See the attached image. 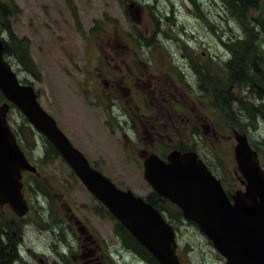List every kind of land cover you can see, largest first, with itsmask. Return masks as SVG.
Here are the masks:
<instances>
[{"label":"rangeland","instance_id":"rangeland-1","mask_svg":"<svg viewBox=\"0 0 264 264\" xmlns=\"http://www.w3.org/2000/svg\"><path fill=\"white\" fill-rule=\"evenodd\" d=\"M228 1L0 0V38L11 50L7 58L21 81L35 87L43 107L94 167L122 189L154 198L177 233L183 264L227 263L197 223L169 199L159 198L144 177L141 153L166 158L173 150L195 152L235 192L244 189L235 158L233 131L238 130L248 135L264 167V90L258 87L264 89V3L250 10V21L243 23ZM233 49L244 73L232 63ZM111 53L124 63L116 66ZM142 64L173 77L182 94L179 84L189 85L187 103L180 93L173 101L184 120L175 119L170 130L161 118L159 136H147L126 103L128 90L137 100L139 87L144 88L131 76L132 70L144 72ZM8 118L37 170L23 180L30 206L26 215L0 206L5 264H85L76 217L96 240L98 264H153L117 234L120 221L52 152L21 110L11 106Z\"/></svg>","mask_w":264,"mask_h":264},{"label":"water","instance_id":"water-1","mask_svg":"<svg viewBox=\"0 0 264 264\" xmlns=\"http://www.w3.org/2000/svg\"><path fill=\"white\" fill-rule=\"evenodd\" d=\"M0 39V206L19 215L29 211L23 192V172H35L7 120L10 104L58 150L86 188L128 229L160 264H182L176 233L162 212L132 189L118 187L93 167L71 142L56 119L42 106L32 84L22 83L5 58ZM235 158L246 179L245 190L231 196L207 164L192 151L144 156V177L161 198L169 199L183 216L198 224L227 264H264V171L248 135L234 130Z\"/></svg>","mask_w":264,"mask_h":264},{"label":"flooded vegetation","instance_id":"flooded-vegetation-1","mask_svg":"<svg viewBox=\"0 0 264 264\" xmlns=\"http://www.w3.org/2000/svg\"><path fill=\"white\" fill-rule=\"evenodd\" d=\"M113 51V50H110ZM114 52V51H113ZM111 57V60H113L116 63V66H119L120 59L115 56L113 53ZM122 64L124 62L120 61ZM143 65V64H142ZM148 65L144 64V72L146 69L145 74L144 72L140 73L136 70H132L131 75L135 85L137 82L143 83L144 88H140L141 94L137 98V100H134L131 98L132 93L129 92L131 90H128V94L125 95L127 101L126 103L134 110V113L137 115V117L142 122V127L144 133L147 134V136L156 135L161 133V118H164L166 123L165 126H170V130H174V120L177 118L183 117H177V114L174 110V104L173 101L177 99L178 94H181V97L185 98V102L187 103L189 96V93L187 92L189 89V85H181L179 86L183 89V94L179 92L178 85L176 82H174L173 77H170V75H160L155 74L149 71ZM135 77V78H134ZM110 78H114L113 75L110 76ZM125 80V76H124ZM129 99V100H128ZM134 101H137L135 103ZM133 104L135 105L136 110L133 108ZM167 104V105H165ZM181 106H185L184 104H181ZM176 108V107H175ZM168 111V112H167ZM183 111V110H182ZM130 113V112H126ZM185 116L188 117L189 114L187 112H184ZM181 119H178L181 122ZM172 121V122H171ZM164 123V122H163ZM162 123V124H163ZM140 127H135L134 130L138 132L139 134ZM164 129V132L168 133L169 129ZM162 141V139H160ZM147 154V152H142L141 154ZM144 160V156L142 157ZM144 162V161H143ZM261 165L263 167V164L261 162ZM264 170V167H263ZM27 173V172H26ZM25 174V173H24ZM244 185V183H243ZM73 218V217H72ZM74 224L81 233V235H77L79 244L81 246V258L84 259L85 264H98L100 260V256L97 255V249L96 240L94 239V236L92 235L91 231L88 229L87 225L83 223L78 217L74 219ZM6 260L5 257H0V264H5Z\"/></svg>","mask_w":264,"mask_h":264},{"label":"trees","instance_id":"trees-1","mask_svg":"<svg viewBox=\"0 0 264 264\" xmlns=\"http://www.w3.org/2000/svg\"><path fill=\"white\" fill-rule=\"evenodd\" d=\"M227 3L229 5L231 12L236 17L241 19V21L243 23H246V22L250 21L249 20V11L253 10V9L260 10L264 1H262V0H229ZM257 24L260 25L261 27L263 26L262 17H260V22H258ZM246 42H247V40H244V41L238 43V45L246 43ZM233 44H236V43H233ZM236 46H237V44H236ZM232 51H233L232 63L234 65H236L237 67H239L240 71L244 73V68H243L244 63L240 58H238V56H237L238 51L236 49L235 50L233 49ZM4 53L7 55H11V50L8 47H6V45H5ZM238 61H239V63H237ZM250 87L255 88L256 85L251 84ZM258 87L261 88L262 90H264L262 86H258ZM261 89H258V93L260 96H262ZM0 96L2 97L0 99L4 98L2 93H0ZM223 100H224V98H223ZM232 103H233L232 101H228L227 107L231 108ZM246 104H247V102H245V103L242 101L240 102V106L247 112L248 117L253 118L254 114L252 113V110L249 107H247ZM250 106L254 108L253 104H250ZM17 134L19 135V133H17ZM20 139H21L22 143H24V139H22V137ZM47 142L49 143L52 152L56 155H60L58 150L53 146V144L48 139H47ZM146 200L151 202L153 205H155L161 211L160 207L158 206L157 202L154 200L153 197H148ZM119 224L121 226L122 232H119L117 230V234L120 235L125 242H126V239H129L132 242V244H128V243H130V242H128L127 245H129L131 247H135V249L137 250V252L140 255H142L144 258L148 259L153 264H160L159 261L144 246H142L134 238V236L125 228V226L121 222H119ZM0 257H2V258L5 257V245H3L1 241H0Z\"/></svg>","mask_w":264,"mask_h":264}]
</instances>
